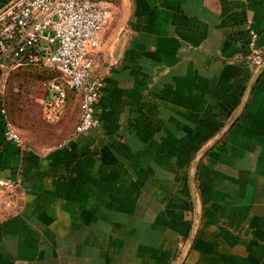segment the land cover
Instances as JSON below:
<instances>
[{
	"label": "crops",
	"instance_id": "1",
	"mask_svg": "<svg viewBox=\"0 0 264 264\" xmlns=\"http://www.w3.org/2000/svg\"><path fill=\"white\" fill-rule=\"evenodd\" d=\"M112 1L99 127L19 147L0 114V182L18 184L0 187V264H177L192 209L180 264H264V69L247 61L264 0Z\"/></svg>",
	"mask_w": 264,
	"mask_h": 264
},
{
	"label": "built area",
	"instance_id": "2",
	"mask_svg": "<svg viewBox=\"0 0 264 264\" xmlns=\"http://www.w3.org/2000/svg\"><path fill=\"white\" fill-rule=\"evenodd\" d=\"M113 15L112 0H9L0 8V114L6 141L21 147L23 142L3 101L4 86L11 72L39 67L43 116L58 120L64 113L68 92L80 99L74 137L99 127L97 105L103 81L94 76L102 45L101 33ZM250 66L264 63L258 33L250 28ZM18 184L0 182L6 192Z\"/></svg>",
	"mask_w": 264,
	"mask_h": 264
},
{
	"label": "rangeland",
	"instance_id": "3",
	"mask_svg": "<svg viewBox=\"0 0 264 264\" xmlns=\"http://www.w3.org/2000/svg\"><path fill=\"white\" fill-rule=\"evenodd\" d=\"M43 76L44 72L39 67L11 72L4 86L3 101L13 125L25 143L31 147L37 145L49 148L65 142L70 136L79 116L80 99L77 93L68 92L63 118L46 120L40 105L43 97L40 82ZM190 220L191 230L194 209ZM189 239L188 236L186 243Z\"/></svg>",
	"mask_w": 264,
	"mask_h": 264
},
{
	"label": "water",
	"instance_id": "4",
	"mask_svg": "<svg viewBox=\"0 0 264 264\" xmlns=\"http://www.w3.org/2000/svg\"><path fill=\"white\" fill-rule=\"evenodd\" d=\"M262 69H264V63H263V65H261L257 70L259 71V70H262ZM192 179H193V178H192ZM192 181H193V180H192ZM196 226H197V219L195 218V219H194V224H193V227H192L193 230H192V232H191V234H190V237H189V238H190V239H189V242L186 243L185 248H184L182 254H181L180 257H179L177 264H180V262L184 259L185 255H186V253H187V250L189 249V247H190V245H191L192 238L194 237V233H195L194 230H195Z\"/></svg>",
	"mask_w": 264,
	"mask_h": 264
}]
</instances>
